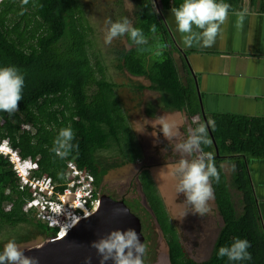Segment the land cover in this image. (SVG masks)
<instances>
[{
  "label": "trees",
  "instance_id": "1",
  "mask_svg": "<svg viewBox=\"0 0 264 264\" xmlns=\"http://www.w3.org/2000/svg\"><path fill=\"white\" fill-rule=\"evenodd\" d=\"M158 1L164 6L169 3V0ZM137 4L133 15L138 21L134 18L133 26L143 31L147 44L137 46L128 35H124L128 45H134L133 49L120 45L111 53L110 64L114 63V67L127 74L146 77L150 81L148 88L158 93L156 106L162 105L163 110L186 111L191 116L198 115L204 122L195 85L180 81L175 61L166 52L168 35L153 1L137 0ZM122 14L125 15V11ZM152 25L159 34L155 39L160 38L159 50L165 57L150 65L146 56L151 54L148 45ZM91 34L81 0H28L27 4L22 0H4L0 4V67H18L25 80L19 111L13 116L0 112V142L7 140L23 159L37 161L39 168L34 172L35 177L49 175L58 184L65 181L68 161H74L81 170L90 171L99 187L109 170L103 158L104 151L114 147L121 151V160L110 166L120 167L140 157L133 146L131 127L125 122L127 117L116 94L122 85L106 77L109 60L107 64L102 54L91 52ZM95 37L99 46L97 35ZM126 86L135 85L130 81L122 87ZM145 88L139 85V89ZM133 89L137 90V87ZM156 106L147 104L146 112L152 116ZM206 116L220 155L232 156L230 159L235 163L232 184L242 195L238 204L243 208L237 210L235 206L231 182L219 168L221 159L214 156L215 145L209 134L212 143L202 148L205 153L213 155L219 173V182L213 180L212 183L215 203L224 225L211 257L203 262L195 261L188 256L179 235L172 228L169 213L150 178V171H142L140 179L151 213L168 244L170 262L264 264V236L256 227L259 215L247 161L264 158V122H246L239 116L222 117L209 113ZM69 126L75 133L72 143L77 147L61 158L52 151L54 140L61 128ZM30 196L27 187L21 189L9 157L0 154V251L10 239L21 244L39 236L49 238L58 232L46 221L38 220L33 211L24 210ZM126 204L140 218L144 234L145 218L138 212L139 207L129 202ZM145 237L147 245L150 237ZM235 238L250 242L251 260L229 261L227 257L217 256L219 247L231 245Z\"/></svg>",
  "mask_w": 264,
  "mask_h": 264
},
{
  "label": "rangeland",
  "instance_id": "2",
  "mask_svg": "<svg viewBox=\"0 0 264 264\" xmlns=\"http://www.w3.org/2000/svg\"><path fill=\"white\" fill-rule=\"evenodd\" d=\"M81 3L85 11L89 32L92 33L91 52L100 56L102 54L106 63L109 60V64H107L110 65V69H106V77L109 81L117 80L118 84L122 86L130 81L135 85L124 88L121 86L116 94L122 104L124 115L127 117L125 122H128L131 127L134 137L133 146L140 157L136 161L126 163L120 167L118 165L110 166L121 160V151L117 147L104 151L103 158L106 165L109 166V170L99 186L102 195L111 196L116 200L138 206L140 209L138 212L145 218L143 232L145 236L150 237L144 262L146 264H171L168 244L156 222L155 216L151 213L143 188L144 185L140 179L142 171L149 170L150 178L169 213L168 217L172 228L179 235L188 256L195 261H206L212 255L217 237L224 225L223 219L217 209L215 198L209 201L211 210L206 215L193 214L190 207L184 202V195L182 193L177 195L178 177L174 175V168L181 158V153L176 151L175 145L181 138L187 136L191 128L196 126V123L193 122H199V117L192 118L190 121L177 122L176 113L170 114L176 112V110H163L162 105L156 106L155 100L158 98V93L148 88L150 81L146 77L127 74L126 71L114 67L112 65L114 63L110 64L113 50L115 51L120 45L129 49L132 45H128L124 36L114 39L111 44H105L104 35L108 27L106 21L109 19L112 21L119 20L120 18H117L119 16H126L130 19L136 18L137 20V17L133 15V11L137 9V0H81ZM124 11L125 15L122 14ZM155 33H152L149 38L148 51L151 54L148 63L150 65L162 61L165 57L164 52L161 53L159 50L161 47L160 38L155 40ZM95 35L98 37L99 46ZM102 49L103 51H101ZM115 58L116 55L113 59ZM139 85L146 86L148 89L141 90ZM133 87H137V90ZM147 104L156 106V112L152 116L146 112ZM186 116L189 117L188 113H186ZM162 121L174 122L177 125L178 136L176 138L166 139L163 136L160 130ZM214 156L221 159V162L218 163L219 168L226 174L228 182H231L229 183L230 190L237 210H242L243 206L238 204L242 195L232 184L233 172L236 170L234 161L230 159L232 156H216L215 154ZM149 212L151 215H147ZM185 212L186 215L184 216ZM46 238L45 236H39L34 241L21 243L18 246L23 250L28 249L45 242Z\"/></svg>",
  "mask_w": 264,
  "mask_h": 264
},
{
  "label": "clouds",
  "instance_id": "3",
  "mask_svg": "<svg viewBox=\"0 0 264 264\" xmlns=\"http://www.w3.org/2000/svg\"><path fill=\"white\" fill-rule=\"evenodd\" d=\"M3 1L4 0H0V4ZM22 2L27 4L28 0H22ZM153 2L157 12L162 17L158 0H153ZM228 10L229 5L224 3L223 0H183V3L178 7L171 8V13L174 15L177 31L181 34L184 46L192 47L193 45H200L202 47H211L215 44L217 36L221 32V25H223L228 18ZM133 19L134 18L130 19L129 17L123 16V18L116 21H112L111 19L107 20L106 24L108 27L104 35L105 44H111L114 39L124 35H128L137 46L147 44V38L143 34V31L133 26ZM151 31L153 33L156 31L155 25H152ZM133 46L134 45L131 47L132 49ZM195 77L194 75V79ZM24 84V74L18 67L14 65L0 67V112H5L9 116H13L19 111V102L23 99L22 92ZM197 117L199 116H195V118ZM198 121L199 122H193L196 123V126L191 128L187 136L181 138L175 145L176 151L181 153V158L174 168V175L178 177V184L176 186L177 195L181 193L184 195V202L187 203L193 214L204 216L211 210L209 201L214 199L212 181L215 180L219 182V173L213 155L211 153H205L202 148V146H208L212 143L209 138L210 133L208 126L205 121L202 122L200 117ZM160 126V130L166 139H173L178 136L177 125L174 122L162 121ZM74 136L75 133L70 126L61 128L54 140L52 151L61 158L67 156L74 147H77L72 143ZM0 145H6L13 151H16L9 145L7 140L0 142ZM215 153L216 156L220 155L219 146V154H217L216 146ZM0 154L9 157L13 170L19 177L20 187L24 190L25 187H22V178L16 172L14 164L9 156L10 154H5L1 151ZM21 159L28 161V164H25L26 176L30 178L34 177V172L39 166L33 167L32 164L35 161L30 158L23 159L21 157ZM68 162L74 163V161ZM45 176L50 177L49 175ZM94 183L96 192L101 201V198L105 195H102L100 187L96 185V180ZM61 187L64 189V186ZM61 187L59 189L63 191ZM27 188L31 196L26 200L24 210L27 212L33 211L36 215L38 209H26L28 202L36 197L29 190V187ZM114 213L126 214V210L117 208L114 209ZM36 218L38 219V217ZM38 220L44 222L42 219ZM47 224L51 228L59 229V227L49 225L48 222ZM56 235L57 233L53 235L55 237L51 238V236L48 240H56ZM91 247L96 249L100 257V264H106L109 260H111L113 264H144V258L147 253V245L145 242H141L140 235L131 227L124 230L119 228L113 229L107 234L92 241ZM250 247L251 244L247 239L235 238L231 245L219 247L217 256L220 258L227 257L229 261L251 260V253L248 251ZM85 260L90 264L91 257H86ZM0 264H39V257L25 255L24 250L18 246L16 241L10 239L4 245L3 251H0Z\"/></svg>",
  "mask_w": 264,
  "mask_h": 264
},
{
  "label": "crops",
  "instance_id": "4",
  "mask_svg": "<svg viewBox=\"0 0 264 264\" xmlns=\"http://www.w3.org/2000/svg\"><path fill=\"white\" fill-rule=\"evenodd\" d=\"M223 2L229 5V14L215 44L186 47L171 13V8L179 6L183 0H169L167 6L158 1L168 35L166 52L169 51L175 61L180 81L195 85L200 109L196 82L207 114L239 116L251 123L264 122V0ZM158 35L156 32L155 37ZM149 57L146 56L148 62ZM174 113L177 122L193 118L189 113L187 117L186 111L170 114ZM247 161L259 215L256 227L264 236V158Z\"/></svg>",
  "mask_w": 264,
  "mask_h": 264
},
{
  "label": "built area",
  "instance_id": "5",
  "mask_svg": "<svg viewBox=\"0 0 264 264\" xmlns=\"http://www.w3.org/2000/svg\"><path fill=\"white\" fill-rule=\"evenodd\" d=\"M0 149L1 152L10 154L16 172L22 178V187H29L37 197L28 202L26 209H38V219L59 227L57 239L64 237L76 223L98 209L100 199L96 192L94 176L90 171L81 170L73 162H68L64 184H58L45 175L41 178H30L25 173V164H28V161L22 160L17 151L6 145H0ZM32 166L37 167L39 163L35 161ZM61 186H64L63 191L59 189Z\"/></svg>",
  "mask_w": 264,
  "mask_h": 264
},
{
  "label": "water",
  "instance_id": "6",
  "mask_svg": "<svg viewBox=\"0 0 264 264\" xmlns=\"http://www.w3.org/2000/svg\"><path fill=\"white\" fill-rule=\"evenodd\" d=\"M196 87L204 121L217 148V154H219L216 140L205 115L197 82ZM117 208L125 209L126 214L114 213V209ZM129 227L137 231L141 242H145V236L141 230V220L127 207L124 201H117L105 195L101 198L98 209L76 223L62 239L46 240L40 245L24 249V252L27 256L39 257V264H88L85 260L86 257H91L90 264H100V257L96 249L91 247V242L113 229L124 230ZM106 264H113V262L109 260Z\"/></svg>",
  "mask_w": 264,
  "mask_h": 264
},
{
  "label": "flooded vegetation",
  "instance_id": "7",
  "mask_svg": "<svg viewBox=\"0 0 264 264\" xmlns=\"http://www.w3.org/2000/svg\"><path fill=\"white\" fill-rule=\"evenodd\" d=\"M53 237H55V236H52L51 238H53ZM47 239V238H46ZM41 243H43V242H41ZM37 245H40V244H36V245H34L33 247H35V246H37Z\"/></svg>",
  "mask_w": 264,
  "mask_h": 264
},
{
  "label": "bare ground",
  "instance_id": "8",
  "mask_svg": "<svg viewBox=\"0 0 264 264\" xmlns=\"http://www.w3.org/2000/svg\"><path fill=\"white\" fill-rule=\"evenodd\" d=\"M0 150H1V149H0ZM68 232H69V231H68ZM68 232H67V233H68ZM67 233H66V234H67ZM66 234H65V235H66ZM65 235H64V236H65Z\"/></svg>",
  "mask_w": 264,
  "mask_h": 264
}]
</instances>
